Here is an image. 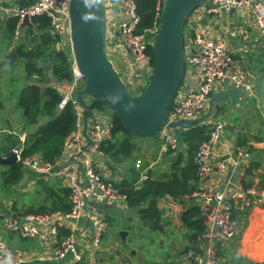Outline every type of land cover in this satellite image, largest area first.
<instances>
[{"label": "built area", "instance_id": "1", "mask_svg": "<svg viewBox=\"0 0 264 264\" xmlns=\"http://www.w3.org/2000/svg\"><path fill=\"white\" fill-rule=\"evenodd\" d=\"M102 3L107 26L106 53L114 51L112 54L116 55L123 66L125 76L149 77L154 66L148 46L151 47L158 32L165 0H155L153 23L141 32L138 31L141 18L137 0H102ZM233 9L246 10L255 29L264 37V0H203L196 5L187 15L183 31L186 39L183 42L184 74L194 67L195 79L184 89L179 86L168 109V121L201 116L206 112L210 94L227 86L240 87L244 94L250 93L247 75L232 67V51L228 42L209 36L201 26V20L208 15L220 16ZM38 15L49 18L53 34L62 39H70L69 0H36L27 6H21L16 0H0V20L16 19L12 34L14 43L24 37L27 27L23 23L24 19L27 18L31 23L32 17ZM71 57L73 78L68 83H61L62 99L58 107L62 109L68 102L73 105L75 129L64 142L62 157L56 162H49L37 154L23 155L25 135H20V144L12 148L15 161L20 163L24 171L31 172L36 178H55L66 186L69 210L20 215L5 221L4 228L26 239L37 238L43 241H48L50 235L60 233L61 236L55 239L57 242L50 248V260L63 264H98L96 252L107 228V221L96 210V205L123 206L125 202L124 195L96 169L95 155L104 156L100 145L111 136L110 115L102 111L94 113L84 131V111L76 101L75 94L83 87L85 78ZM201 124L206 126L207 136L198 144L194 155L195 188L185 197L196 208L202 229L180 253L179 264H222L220 246L229 243L238 228L234 210H249L264 203V190L243 185L242 179L251 152L239 145L234 150L222 146L225 123L212 114ZM160 133L162 150H176L180 146L172 128L163 127ZM83 146H86V150H81ZM220 147L224 149L223 153L219 151ZM70 156L76 162L61 166L60 162ZM133 167L138 183L148 178V167L142 158H136ZM235 171L237 178L229 180ZM224 175L228 176L226 187L209 185L213 177ZM82 219L88 222V228L81 226ZM61 227L67 232H59ZM83 238L88 239L84 241ZM26 258L24 252L10 249L0 237V264H22Z\"/></svg>", "mask_w": 264, "mask_h": 264}, {"label": "crops", "instance_id": "2", "mask_svg": "<svg viewBox=\"0 0 264 264\" xmlns=\"http://www.w3.org/2000/svg\"><path fill=\"white\" fill-rule=\"evenodd\" d=\"M1 23V29L6 33L4 21ZM201 26L208 32L209 36L222 38L228 42L232 51L233 69L245 73L251 87L250 93L241 97L237 109L231 108L229 103L223 104L229 108V111H223V114H226L227 122L221 145L231 150H234L237 145L246 149L248 146L264 148V139L257 141L254 136L242 129L241 125L244 116L249 113L248 101L255 99L262 103L264 100V37L255 29L249 13L244 9H233L229 12H223L220 16L208 15L201 20ZM12 48L13 46H10L6 49L7 51L5 50L6 52L2 53L1 59ZM194 79L195 68L191 67L188 73L183 74L180 88L184 89L190 86ZM110 113V110H107V114ZM213 116L215 118L221 114L214 112ZM233 120H236V124L232 123ZM3 122L5 127H0V152L5 154L9 150L12 151L14 147L5 148L8 145L7 137L9 133H16V131L21 130L22 118L21 116L16 118L10 115ZM231 127L233 131H231ZM20 135H25V133H20ZM219 151L223 153L224 149L220 147ZM165 153L166 150L161 153L164 154L162 164L154 165L155 160L146 165L152 169L153 174L167 167L168 156ZM250 154L251 160L254 153ZM260 159L262 169H264V153ZM95 162L97 171L103 178L105 177L111 182L120 179L125 173V166L128 165L126 163V165L112 163L105 155L101 157L95 155ZM0 166H2V168L0 167L1 173L2 169L8 168V166ZM73 167L75 169L76 165ZM226 177L228 176L213 177L209 181V185L224 188L226 187ZM236 178L237 171L229 177V180L233 181ZM57 181L61 186L66 187L60 180L49 177L36 178L34 174L24 170L21 181L15 185L2 186L0 178V237L10 249L20 250L26 254L27 258L22 264H63L54 262L49 258L50 248L52 244L57 242L55 239L61 236L60 233L55 236L50 235L48 241H43L37 238L26 239L4 228V222L19 217L20 215L17 213L25 206L38 205L43 202L45 184L49 186ZM19 190L26 192L25 195L20 196L16 193ZM157 204L162 211L161 229L157 231L140 227L135 211L128 208L126 204L123 206L115 204L96 205V210L107 221V228L96 252L98 264H129L124 257L127 251L131 254L135 252V248L132 247L133 243L128 236L129 231L134 232L135 225H138V239L136 238L135 242L139 241V254L144 264H179V255L187 246L191 234L194 232V228L185 224L181 217V213L191 207V201L185 196L177 200L166 195L160 198ZM233 214L238 222V228L235 237L229 243L220 246L222 264H264V203L249 210L236 208ZM80 224L88 228V222L85 219H82ZM109 226L111 231L108 230ZM59 232L61 231L59 230ZM87 239L83 238L84 241Z\"/></svg>", "mask_w": 264, "mask_h": 264}, {"label": "trees", "instance_id": "3", "mask_svg": "<svg viewBox=\"0 0 264 264\" xmlns=\"http://www.w3.org/2000/svg\"><path fill=\"white\" fill-rule=\"evenodd\" d=\"M21 6H27L36 0H16ZM155 0H137V10L140 15V25L138 31L141 32L153 23ZM5 23L6 34L12 39L16 19L9 18L0 20ZM24 37L14 43L13 48L21 60L26 78H35L36 82H26L21 88L17 103L21 109V130L16 133H9L5 148H12L20 144L19 134L25 133L23 155L37 154L44 161L56 162L63 155L64 142L75 129V110L68 102L62 109L58 105L61 102V93L49 84L51 76L59 82H70L72 76V57L65 50L57 49L55 44L59 37L50 31V20L45 15L34 16L31 24L26 25ZM151 53V47L148 46ZM49 57L52 61L51 69L45 72L37 65L30 63L31 59ZM153 63V57L151 61ZM151 76V75H150ZM149 76V78H150ZM147 84V83H146ZM146 84L139 88L141 92ZM88 107L93 113L103 111L107 108L105 104L97 100H90ZM224 111L223 104H216L214 112L221 114ZM111 136L103 141L100 150L116 164H128L125 166L123 176L115 181L113 185L124 195V202L128 208L133 209L138 218V225L146 227L150 231L161 229L162 211L158 207V200L166 195L173 199H180L189 194L196 184V174L194 165V155L198 144L206 138V126L203 124L193 126L188 129L173 128L180 145L184 144L183 150H166L167 167L152 173L148 170V178L137 182V173L134 170V162L138 149L136 139L140 136L127 129L120 119L110 113ZM157 134V133H156ZM142 138V137H140ZM257 141H262L263 137L254 136ZM247 150L254 153L253 158L245 170L242 179L245 187L256 186L259 190H264V169L261 166V155L264 148L248 146ZM23 169L18 162L11 163L6 170L1 173L2 186H12L21 181ZM70 207L68 201V189L58 183L44 186L43 202L38 205H27L22 208L17 215L29 213H44L54 211H68ZM182 220L188 226L194 228L191 239L202 229L201 220L196 215V208L191 206L181 213ZM61 233L67 232L60 228ZM117 264V263H111Z\"/></svg>", "mask_w": 264, "mask_h": 264}, {"label": "water", "instance_id": "4", "mask_svg": "<svg viewBox=\"0 0 264 264\" xmlns=\"http://www.w3.org/2000/svg\"><path fill=\"white\" fill-rule=\"evenodd\" d=\"M202 1L165 0L159 29L151 44L154 71L144 89L131 94L105 51L107 26L102 0H69L71 52L78 71L85 78L83 87L75 94L76 101L84 111V131L94 116L93 110L88 107L90 100L108 106L127 129L142 138L154 136L163 127L188 129L200 125L212 114L215 104L229 103L231 108L237 109L244 91L240 87L227 86L210 94L206 112L201 116L172 121L166 119L185 70L182 36L185 20ZM23 23L31 24L27 18ZM16 59L15 49H11L0 65L12 66ZM30 63L45 72L52 65L49 57L44 60L34 58ZM81 150H86V146ZM15 160L11 150L5 154L0 152V165L9 166ZM73 162L76 161L70 156L60 165L67 166Z\"/></svg>", "mask_w": 264, "mask_h": 264}, {"label": "rangeland", "instance_id": "5", "mask_svg": "<svg viewBox=\"0 0 264 264\" xmlns=\"http://www.w3.org/2000/svg\"><path fill=\"white\" fill-rule=\"evenodd\" d=\"M1 27H2V23L0 24V63L2 60L1 59L2 53L6 52L7 51L6 49L8 47L14 45V42L13 41L10 42L11 41L10 38L7 36L4 30L1 29ZM183 31H184V28H183ZM185 33H186V29H185L184 35ZM183 38H184L183 42H186L185 37ZM55 46L57 49L65 50L66 52L69 53L70 56H72L70 39L59 38V41L55 44ZM110 52L107 55L109 59L113 61L115 68L118 70L119 74L124 80L128 90L131 92V94H137L139 91V88L143 84H146L148 82L149 77L138 78L135 76H129V77L125 76V71L123 69V66L121 65L119 60L116 58V55L112 54L114 53V51L111 50ZM48 74L51 78V81L49 82V84L54 86L59 92L62 93V89H61L62 82L56 81L51 76L50 72ZM25 75L26 74L22 67L20 59H16L12 66L10 65L1 66L0 65V127H5V124L3 121H5L8 117H10V115H13V117H16V118L21 116V109L17 103L18 94L21 88L26 84V82H36L35 78L32 77L28 79L26 78ZM247 108L249 109V113L245 115L243 118V121L241 123L242 129H245V131H247V133L250 134L251 136H260V137H263L264 139V100L261 103L260 101L251 99V101L250 100L248 101ZM108 110L112 112L109 107H108ZM213 111H214V108H213ZM224 111H229V108L224 106ZM102 112L107 113V108L104 109ZM213 113L214 112H212V115ZM223 113L224 112H222L221 116L219 117L215 116V118H218L220 121L226 124L227 122L226 114H223ZM235 121L236 120H233L232 123L236 124ZM230 129L231 131H233L232 127ZM160 134L161 133L159 131L157 132V134H155L152 137H145V138L139 137L136 139L138 149L135 152L136 154L135 157L142 158L145 165H148L155 160L156 162L154 165L162 164V161L164 159L163 158L164 154H161L163 150H162V139H161ZM184 148H185V145L181 144L176 150H173V151L183 150ZM132 161H128V163L132 165L133 163ZM0 167L2 168V166ZM148 170L152 171V169H149V168ZM0 178H1V169H0ZM105 180H107V178H105ZM107 181H109V179ZM16 193H18L21 196V195H25L26 192H22V190H19V191H16ZM30 194L32 195V192ZM137 228H138V225H135V228L133 230L134 232L129 231V234H128L129 239H131L133 243L132 247L135 248V252H133L134 254H131V252L127 251L124 257L125 261L129 262V264H144V262L141 259V255L139 254L140 252L139 245H138L139 241L137 240V242H135L137 238V234H138ZM108 230L111 231L110 226ZM150 250L152 251V248H150ZM221 262H222V258H221Z\"/></svg>", "mask_w": 264, "mask_h": 264}]
</instances>
